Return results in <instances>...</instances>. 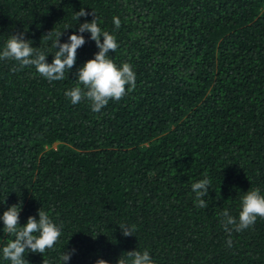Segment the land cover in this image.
I'll list each match as a JSON object with an SVG mask.
<instances>
[{
    "label": "trees",
    "instance_id": "obj_1",
    "mask_svg": "<svg viewBox=\"0 0 264 264\" xmlns=\"http://www.w3.org/2000/svg\"><path fill=\"white\" fill-rule=\"evenodd\" d=\"M81 7L115 37L109 57L132 66L136 87L99 112L71 102L76 70L99 51L87 32L60 81L0 59V215L18 204L23 226L41 208L61 229L27 264H63L72 249L67 264L132 250L154 264H264V218L222 226L246 191L264 195V0H0V51L24 32L51 63L57 34L67 42L93 19L78 20ZM205 173L200 208L191 185ZM14 238L0 221V264Z\"/></svg>",
    "mask_w": 264,
    "mask_h": 264
},
{
    "label": "clouds",
    "instance_id": "obj_2",
    "mask_svg": "<svg viewBox=\"0 0 264 264\" xmlns=\"http://www.w3.org/2000/svg\"><path fill=\"white\" fill-rule=\"evenodd\" d=\"M92 15L91 22L79 25V33L71 34L67 42L61 43L62 33L57 34L52 47L56 49L51 63L47 62V56L43 51H37L32 47V41L26 40L24 32L12 35L6 42L3 51H0V59H11L17 61L21 68L34 66L36 71L48 81H60L65 78V73L69 72L76 63L78 49L86 43L83 33H90V39L95 42L99 51L94 54V58L88 59L82 67L76 70L77 86L66 91L65 95L70 98L73 104L79 103L82 99L90 102L91 109L99 112L110 100L119 101L126 95L127 91L136 87V77L129 63L120 66L109 57L110 52H115L118 44L113 35L108 31H102L94 13H88L83 7L76 12V18ZM113 24L118 29L121 21L119 17H113ZM103 37V42H101ZM58 49V50H57ZM83 88H81V86ZM205 178L191 185V190L195 194V204L197 207L206 208L207 204L203 199L209 193L211 180L204 174ZM239 220L229 214L227 210L222 213V226L224 230L231 233L232 230L241 232L253 226L257 218H264V195L259 189H249L241 197ZM21 206L13 204L0 215L3 222L4 231L14 235V239L8 240L3 247V258L10 261V264H27L25 253L43 254L53 249L61 236V229L50 218L46 211L38 209V219L29 216L27 222L20 226L19 214ZM229 226H232L231 228ZM135 225L120 224L122 235L133 236ZM232 246L231 239L227 242ZM75 249L66 250L60 256L63 264H67L71 254ZM127 259L118 258L116 264H154L148 250L143 252L132 250L125 252ZM43 264H48L43 259ZM95 264H109L107 260L97 259Z\"/></svg>",
    "mask_w": 264,
    "mask_h": 264
}]
</instances>
